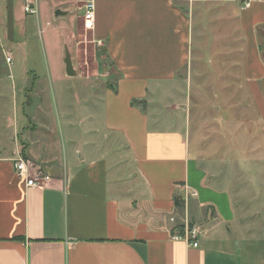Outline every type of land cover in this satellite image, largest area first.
Returning <instances> with one entry per match:
<instances>
[{"label": "crops", "instance_id": "crops-1", "mask_svg": "<svg viewBox=\"0 0 264 264\" xmlns=\"http://www.w3.org/2000/svg\"><path fill=\"white\" fill-rule=\"evenodd\" d=\"M56 1L39 0L37 14L28 15L25 0H0V264H264V142L257 145L259 175H219L212 168L218 162L209 170L202 163V143L193 153L183 127L172 126L170 109L156 107L201 59L191 9L180 0H94L89 31L106 54L114 86L98 66L86 73L73 58L69 73L55 53L44 69L31 63L15 69V77L9 69L7 82L2 59H34L45 49L44 36L53 42L56 31L71 44L79 16L67 17L72 9L84 16L87 0ZM231 4L239 7L244 47L215 55L239 59L226 72L241 65L244 53L246 84L264 129V0ZM51 18L58 30L43 32L42 19ZM45 69L56 99L70 104L60 126L39 109ZM83 87L92 88L94 101L83 99L90 96ZM19 156L51 180L28 187L15 171ZM188 224L200 230L198 247L172 238Z\"/></svg>", "mask_w": 264, "mask_h": 264}, {"label": "rangeland", "instance_id": "rangeland-1", "mask_svg": "<svg viewBox=\"0 0 264 264\" xmlns=\"http://www.w3.org/2000/svg\"><path fill=\"white\" fill-rule=\"evenodd\" d=\"M63 1L58 0L56 2L61 4ZM180 3L184 5L185 9H188L187 11L191 9L197 33L196 44L198 43V48L196 51L200 53L201 59L192 75L184 74L185 81L183 83L177 87L168 88V97L163 102L157 103L156 107L170 109L169 116H175L172 120L174 122L172 126L183 127L190 140L193 153L198 148V142L202 143L201 151L206 157L202 156L204 158L202 163H205L206 169L209 170L210 163L218 162L217 166L213 165L212 168L219 175L255 177L262 170V168H257L256 160L263 154L261 150L257 149V145L264 142V129L258 124V109L251 89L246 84L244 53H239L238 58H241V65L238 68L234 66L232 70L226 72L221 69L230 66L232 61L230 56L215 55L223 49H233V52L243 49L244 44L241 42L242 36L237 21L239 7L231 4V0H196L194 4L191 1L180 0ZM187 3L191 5L188 6ZM76 16H79V19L72 25L73 38L71 44L63 42V36L60 35L63 31H56V38L53 42H49L44 36L45 49L39 50L40 54L37 53L34 59L28 60L22 54L18 55L15 60L12 57L11 63H8L5 58L2 59V64L6 65V67L3 66L5 68L3 72L5 80L9 83L13 81L9 76V69L14 70L12 71L14 77L20 73V70L15 71V69L31 65V63H35L44 69L46 64L51 62L49 56L52 57V53L58 55L59 61L65 62L66 45H68L67 47L72 52L73 62L84 66L86 73L89 71V73H93L92 69L95 70L98 66L101 74H104L103 78L111 86H114L116 80L109 75L112 69L106 59V54L99 50L93 42L91 31L83 19L84 16L77 9H72L67 20L73 21ZM48 21L50 27L47 26ZM57 27V23L52 18L50 20L42 19L41 30L43 32L45 30L55 32L53 30H56ZM36 37L40 38L39 35ZM37 42L35 40V43ZM260 43L264 55V32L261 33ZM232 58L233 62L231 63H238L239 59L234 54ZM40 73L44 93L40 97L39 109L50 112L56 125L60 126L59 124L65 122L64 112L71 110L70 104H65V100H61L59 96L56 99L54 88L50 87L51 80H49L46 69ZM224 73L226 74L225 77L222 75ZM223 80H226L227 86H220V83L224 82ZM54 85L59 90L57 83ZM83 90L90 95L83 99H91L92 88L83 87ZM83 90L81 91L84 94ZM93 98L91 101H94ZM96 100H100V97ZM9 102V106H11V100ZM90 110L96 111L95 108L92 109L91 107ZM176 113L183 117L177 118ZM220 117L223 118V121L219 120ZM56 138L59 140L60 136L57 134ZM208 155L211 157L208 158ZM244 185L242 181L236 183V186ZM249 186L251 187L250 184Z\"/></svg>", "mask_w": 264, "mask_h": 264}, {"label": "built area", "instance_id": "built-area-1", "mask_svg": "<svg viewBox=\"0 0 264 264\" xmlns=\"http://www.w3.org/2000/svg\"><path fill=\"white\" fill-rule=\"evenodd\" d=\"M39 0H25V12L28 15H36L38 12L37 4ZM84 20L89 30L94 27L95 21V3L94 0H87L84 4ZM7 62L11 63V57L7 58ZM16 174L24 179L28 187L42 188L50 180L51 176L48 175L43 168L35 165L33 162L19 156L14 161ZM192 196H196L195 193ZM200 230L197 226L185 225L180 230H176L172 238L188 243L192 247L199 246Z\"/></svg>", "mask_w": 264, "mask_h": 264}, {"label": "trees", "instance_id": "trees-1", "mask_svg": "<svg viewBox=\"0 0 264 264\" xmlns=\"http://www.w3.org/2000/svg\"><path fill=\"white\" fill-rule=\"evenodd\" d=\"M132 105L136 107H144L146 105L145 101L143 100H133ZM182 228V227H181ZM180 227H177L176 229L180 230Z\"/></svg>", "mask_w": 264, "mask_h": 264}, {"label": "water", "instance_id": "water-1", "mask_svg": "<svg viewBox=\"0 0 264 264\" xmlns=\"http://www.w3.org/2000/svg\"><path fill=\"white\" fill-rule=\"evenodd\" d=\"M60 13L58 12L57 15H59ZM66 64L68 66V71L70 73L71 69H72V60H71V55L69 52H67V55H66Z\"/></svg>", "mask_w": 264, "mask_h": 264}]
</instances>
